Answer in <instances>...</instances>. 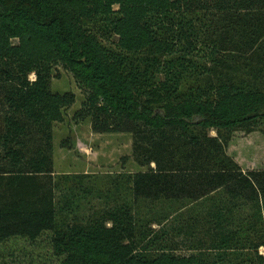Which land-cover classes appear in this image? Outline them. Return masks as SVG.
<instances>
[{"label":"trees","instance_id":"16d2710c","mask_svg":"<svg viewBox=\"0 0 264 264\" xmlns=\"http://www.w3.org/2000/svg\"><path fill=\"white\" fill-rule=\"evenodd\" d=\"M96 20L116 49L89 32ZM58 63L88 90L94 133L132 135V157L148 168L132 177L134 205L252 208L250 227L235 232H261L255 248L264 245V170L228 154L234 133H264V0H0V243L58 231L52 129L75 99L50 91ZM162 64L171 78L159 86L149 66ZM123 209L59 232L62 264H217L137 254Z\"/></svg>","mask_w":264,"mask_h":264},{"label":"rangeland","instance_id":"374dc122","mask_svg":"<svg viewBox=\"0 0 264 264\" xmlns=\"http://www.w3.org/2000/svg\"><path fill=\"white\" fill-rule=\"evenodd\" d=\"M87 27L103 45L116 49V37L110 35L104 22L96 20ZM154 67L149 66V74L154 76L157 85L162 86L171 78L169 68L166 69L165 64L160 69ZM37 77L32 73L30 82H36ZM49 77L53 94L75 97L71 106L61 109L63 119L55 122L52 129L58 231L44 233L35 241L13 238L0 243V264H62L64 257L55 243L58 233L64 232L68 225L72 228L71 223L75 225L76 220L85 222L84 218L94 212L108 210L114 214L112 210L116 208H124L122 211L130 215L131 232L135 238L132 245L137 254L153 255L166 250L178 256L216 257L217 264H257V256L264 257V245L255 248L263 242L261 232L254 237L249 231H242L240 235L235 232L237 225L250 227L252 208L247 214L248 211H238L233 204L224 210L210 204L206 207L204 204L199 207L195 204L145 202L134 205L132 177L148 168L140 167L132 157V135L94 133L85 105L88 90L63 64L52 65ZM191 84V78L186 77L181 90ZM211 134L217 136L216 132ZM228 154L245 171L264 170V133H234ZM219 200L218 196L212 202L218 203ZM261 208L264 219V205ZM104 224L107 230H111L115 221L107 220ZM239 239L241 243H237Z\"/></svg>","mask_w":264,"mask_h":264}]
</instances>
